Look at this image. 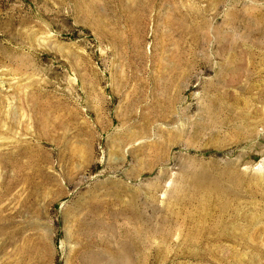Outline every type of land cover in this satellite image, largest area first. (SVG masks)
I'll return each mask as SVG.
<instances>
[{"label":"rangeland","instance_id":"374dc122","mask_svg":"<svg viewBox=\"0 0 264 264\" xmlns=\"http://www.w3.org/2000/svg\"><path fill=\"white\" fill-rule=\"evenodd\" d=\"M0 264H264V0H0Z\"/></svg>","mask_w":264,"mask_h":264},{"label":"bare ground","instance_id":"6f19581e","mask_svg":"<svg viewBox=\"0 0 264 264\" xmlns=\"http://www.w3.org/2000/svg\"><path fill=\"white\" fill-rule=\"evenodd\" d=\"M179 64L180 63H178L177 64V69L180 71L178 74H181V73H183L184 72V70H180L179 68H180V66H179ZM168 68H166L165 67V69H164V71L165 70H167ZM161 70H162V67H161ZM173 71H175L174 69H172L170 72H173ZM176 76H178V75H176ZM168 88H169V86H164V90L167 92L168 91ZM225 96H222V95H217V96H210L209 98H208V102L209 103H218L219 105L218 106H221V107H223V106H228L227 104H226V102H225ZM169 102V101H168ZM169 105V104H168ZM154 131V130H153ZM155 133H158V135H163L164 133H165V131H163L162 129H157L156 130V132ZM144 143V142H143ZM159 142L158 141H156L155 143H150V142H146L144 145H143V147H142V150H144L146 153H153L152 154V156H154V160H159L160 159V157H159V152H157V149L159 148ZM188 175V174H187ZM187 177V176H186ZM189 181V180H188ZM195 188V187H194ZM174 189V188H173ZM182 189V188H181ZM190 189V188H189ZM196 190V189H195ZM166 192L168 191V190H165ZM180 191V190H179ZM178 191V192H179ZM192 191H193V189H192ZM171 192V191H170ZM175 192V191H174ZM173 192V193H174ZM190 192V191H189ZM173 193H172V195H173ZM183 193H184V190H183ZM193 193V192H192ZM176 194V193H175ZM186 194V193H185ZM194 196V195H193ZM199 196V195H198ZM184 197V196H183ZM198 198V197H197ZM175 200V199H174ZM189 200V199H188ZM179 201H180V199H179ZM185 201V200H184ZM192 201V200H191ZM200 201V200H199ZM177 202V201H176ZM199 203V202H198ZM172 204H173V201H172ZM176 204V203H175ZM197 204V203H196ZM162 206H173V205H171L170 203H168V202H165V201H163V205ZM175 206V205H174ZM193 206V205H192ZM203 206V205H202ZM165 208V207H164ZM186 208V207H185ZM174 209V208H173ZM141 230V229H140ZM147 230V229H146ZM163 234V233H162ZM150 235V234H149ZM148 235V236H149ZM199 235V234H198ZM153 236V235H152ZM166 238V237H165ZM161 241H163V240H161Z\"/></svg>","mask_w":264,"mask_h":264}]
</instances>
